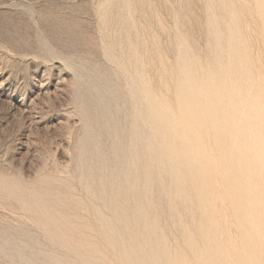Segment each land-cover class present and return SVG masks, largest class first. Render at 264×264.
<instances>
[{"label":"rangeland","instance_id":"obj_1","mask_svg":"<svg viewBox=\"0 0 264 264\" xmlns=\"http://www.w3.org/2000/svg\"><path fill=\"white\" fill-rule=\"evenodd\" d=\"M118 1L128 4L124 17L140 32L141 58L156 46L173 63L177 38L187 33L201 63L210 64L205 0H0V264H121L101 235V218L122 240L136 235L137 258L149 264L150 240L159 234L171 264L186 249L189 207L161 196L155 182L149 202L143 198L140 139L149 123L132 87L143 81L126 57L133 39L117 23ZM248 34L260 69L262 45L251 28ZM143 70L161 100L160 73L151 60ZM158 171L147 170L151 178L166 176ZM117 204L128 207L127 219L142 209L146 226L129 231ZM236 226L229 219L233 238Z\"/></svg>","mask_w":264,"mask_h":264},{"label":"bare ground","instance_id":"obj_2","mask_svg":"<svg viewBox=\"0 0 264 264\" xmlns=\"http://www.w3.org/2000/svg\"><path fill=\"white\" fill-rule=\"evenodd\" d=\"M205 2L209 65L201 63L187 33L177 38L173 63L156 46L151 58H141L140 32L123 14L128 4L115 5L121 31L131 33L134 41L127 39L126 57L137 63L136 74L143 81L140 86L132 84L144 100L143 115L149 123L140 139L145 150L143 198L149 202V185L155 182L162 187L161 196L177 197L193 212V231L184 236L186 249L177 252L174 264H264V0ZM249 28L262 45L260 69L254 64ZM150 60L160 73L161 100L143 70ZM149 166L166 176L151 178ZM90 172L87 167L85 179ZM33 197L42 199L40 194ZM41 204L55 214L49 203ZM115 209L129 231L141 223L146 226L142 209L130 219L126 205L117 204ZM174 210L176 206L171 214ZM231 218L237 223L236 238L226 231ZM99 222L106 245L121 264H149L137 258L136 235L122 240L108 221ZM149 246L154 264H171L172 252L162 234Z\"/></svg>","mask_w":264,"mask_h":264}]
</instances>
